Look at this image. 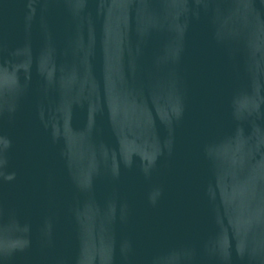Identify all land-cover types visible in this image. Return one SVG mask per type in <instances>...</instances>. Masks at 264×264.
Masks as SVG:
<instances>
[{
	"label": "water",
	"instance_id": "1",
	"mask_svg": "<svg viewBox=\"0 0 264 264\" xmlns=\"http://www.w3.org/2000/svg\"><path fill=\"white\" fill-rule=\"evenodd\" d=\"M0 264H264V0H0Z\"/></svg>",
	"mask_w": 264,
	"mask_h": 264
}]
</instances>
